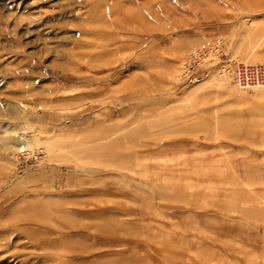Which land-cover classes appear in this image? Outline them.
<instances>
[{
	"label": "rangeland",
	"instance_id": "374dc122",
	"mask_svg": "<svg viewBox=\"0 0 264 264\" xmlns=\"http://www.w3.org/2000/svg\"><path fill=\"white\" fill-rule=\"evenodd\" d=\"M237 63L264 66V0H0V264H264Z\"/></svg>",
	"mask_w": 264,
	"mask_h": 264
},
{
	"label": "built area",
	"instance_id": "2783aa9c",
	"mask_svg": "<svg viewBox=\"0 0 264 264\" xmlns=\"http://www.w3.org/2000/svg\"><path fill=\"white\" fill-rule=\"evenodd\" d=\"M207 55L206 49L189 51L181 59L179 64V77L186 83H197L201 80L203 72L197 67ZM227 70V68H226ZM230 80L238 89L264 87V66L259 64L237 63L229 70Z\"/></svg>",
	"mask_w": 264,
	"mask_h": 264
}]
</instances>
